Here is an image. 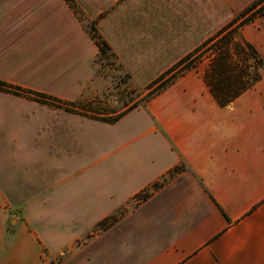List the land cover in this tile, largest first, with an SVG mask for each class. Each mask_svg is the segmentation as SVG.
Returning a JSON list of instances; mask_svg holds the SVG:
<instances>
[{
	"label": "crops",
	"instance_id": "0c3cea01",
	"mask_svg": "<svg viewBox=\"0 0 264 264\" xmlns=\"http://www.w3.org/2000/svg\"><path fill=\"white\" fill-rule=\"evenodd\" d=\"M73 1L146 88L256 0ZM98 54L65 0H0V82L73 103ZM44 105L0 91V264H264V76L222 107L186 75L112 125ZM20 179L14 225L3 184Z\"/></svg>",
	"mask_w": 264,
	"mask_h": 264
},
{
	"label": "trees",
	"instance_id": "16d2710c",
	"mask_svg": "<svg viewBox=\"0 0 264 264\" xmlns=\"http://www.w3.org/2000/svg\"><path fill=\"white\" fill-rule=\"evenodd\" d=\"M65 1L73 12L80 17V21H83L87 33L98 47L99 54L97 58L110 53L117 59L111 46L99 34L97 23L85 22L74 1ZM256 17H264V0H256L244 12L236 16L216 36L209 39L194 52L183 58L172 69L158 78L148 87L149 90L153 89L149 95L153 96L156 93L164 91L168 84L174 82L176 78L183 75L185 72L194 69L196 64L199 61L201 62L208 52H211V62L205 73L206 83L222 107L230 105L242 93L254 87L264 76V59L257 48L240 35V29ZM0 91L12 93L16 96H23L40 103H43L42 101H44V103L49 102L52 106L55 105L57 108L67 112L76 113L75 110L80 109L84 113H93L84 108H79L76 106L77 104L63 102L51 96L20 87L8 86L3 82H0ZM126 114L127 111L111 119H96L95 117H90L91 119L112 125ZM101 115L107 116V114ZM145 199L146 198L143 200ZM105 222L107 223V221Z\"/></svg>",
	"mask_w": 264,
	"mask_h": 264
},
{
	"label": "rangeland",
	"instance_id": "374dc122",
	"mask_svg": "<svg viewBox=\"0 0 264 264\" xmlns=\"http://www.w3.org/2000/svg\"><path fill=\"white\" fill-rule=\"evenodd\" d=\"M240 35L252 45L257 46V48H264V17H256L255 19L250 21L247 25L240 29ZM211 58V52H208L203 57L201 62L199 61L196 64L194 69L185 72L183 75L176 78V80L186 75H189L191 77H205L206 70L211 62ZM93 65L96 69V79L93 83L92 88L85 94L82 99L73 102L74 104H77L76 106H78L79 108H84L90 112H93L84 113L80 109L75 110L77 115H80L86 119L101 122L99 120L91 119V117H95L96 119L115 118L117 115L122 114L123 112L127 111V113H129L135 108L143 106L145 103L151 101L157 95L163 92L162 91L161 93H156L153 96H150L149 94L153 91V89L149 90L148 87L144 88L135 85L130 74L123 68L118 59H116L110 53L96 58ZM174 82H171L165 88L167 89ZM30 90L32 91V89ZM33 92L40 93L38 91ZM31 100L33 99H30V101ZM61 101L67 102L64 100ZM42 102V104H46L44 105L46 106L45 109H59L55 105L52 106L49 102ZM33 108L40 109V106L35 105ZM101 114H107V116ZM24 122L29 123V120L26 119V121ZM24 136L27 137V135L25 134ZM20 137H22V135L18 136V138ZM23 153L25 154V152ZM67 153L70 154L72 152ZM75 161L77 162L76 164H71L65 167L61 166L59 163H56V171L59 172V170H61V173H59L58 175H60L61 177H67V175L72 174L73 171L78 168L79 164H88V162H92V159L88 162L84 160ZM52 167L53 166L51 165L49 169ZM91 172H89V174ZM21 178L25 179V177ZM3 185V191H7L6 195H8V197L3 198L1 201L4 205V208L8 210L10 222L11 220H13L12 224L14 225L16 223L30 224V182L27 180L23 181L20 179V182L5 183ZM147 195V193L140 195L138 199H136V201L143 200L147 197ZM125 211L126 210L124 208L118 214L113 215L110 218L104 220L102 224H105L102 225L100 223V226L98 225L97 230H103L109 227L110 225L114 224L123 215ZM105 221H107V223Z\"/></svg>",
	"mask_w": 264,
	"mask_h": 264
}]
</instances>
